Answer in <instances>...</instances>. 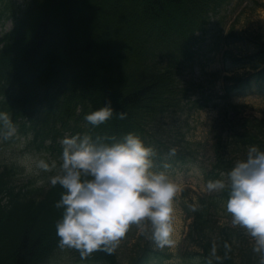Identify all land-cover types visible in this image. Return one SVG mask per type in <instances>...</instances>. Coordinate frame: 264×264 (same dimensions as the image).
<instances>
[{"label": "trees", "instance_id": "trees-1", "mask_svg": "<svg viewBox=\"0 0 264 264\" xmlns=\"http://www.w3.org/2000/svg\"><path fill=\"white\" fill-rule=\"evenodd\" d=\"M116 1L43 0L45 12H53L58 18L56 28L49 30L44 20H41L36 28L21 27L18 20L16 28L8 35L5 48L0 50V110L8 111L14 122H17L23 115L21 110L28 106L31 95L38 90L42 92L36 94L44 96L45 90H55L56 86H59L71 94L80 89L81 96L88 97L95 84H98L96 88L109 97L105 103L110 99L118 112L128 110L129 113L123 119L114 114L110 120L96 125L97 134L102 137H120L127 131L140 128V114H154L157 105L167 95H172L170 91L160 87L168 82L167 73L157 67L166 57L161 39L171 33L187 37V29L201 28L206 18L205 13L223 8L224 0H154L157 7H162L154 18L139 16L131 11L123 14L119 23L127 34L120 42L113 44V52L98 43L93 44L94 46L92 43H80L85 26L77 20L81 10L91 7L93 14L99 15L105 10L110 13ZM121 1L126 4L131 2ZM166 9L171 10L170 15L166 13ZM202 12L203 20L194 24L193 19H200ZM161 16L164 19L158 20ZM173 25L175 27L172 29ZM170 28L172 30L166 31ZM162 31L163 33H159ZM179 40L182 43L174 45L172 55L177 54L178 60L182 62L193 60L196 39L191 42L186 38ZM74 46L80 53L78 62L73 60L70 54V48ZM143 52H146L147 58L150 59L147 68L139 66ZM260 59L264 61V55ZM87 65H93L102 73L103 79L99 80L101 83L92 82L87 72L92 71V68L86 69ZM111 81L114 82V85L111 84L112 91L107 88ZM23 87L27 91L26 94L22 91ZM173 87L176 88V84ZM263 127L264 122L258 123L259 133L255 136L244 134L237 137L235 142H222V149L226 151L224 160L229 155L237 154L240 159H244L251 144L264 149ZM91 135L96 137V133ZM14 174V170L10 168L0 174V264H35L51 253L54 254L53 249L60 246L56 222L62 217V209L56 207V201L60 199L64 189L62 186H55L43 201L35 203L31 196L40 190L31 186L14 187ZM228 195L227 192L223 193L222 199L225 200ZM209 205L201 202L199 209L195 210L197 219L194 237L198 244L203 242V263H253V257L246 256L243 250L237 247L239 243L236 242V234L233 232L222 230L214 243L208 240ZM133 248L137 254L136 261L147 259V262H151L153 257L154 264L161 261L149 242H145L142 247ZM103 251L106 249L94 250ZM93 258L95 264H116L114 260L119 259L116 253L112 256Z\"/></svg>", "mask_w": 264, "mask_h": 264}, {"label": "clouds", "instance_id": "clouds-1", "mask_svg": "<svg viewBox=\"0 0 264 264\" xmlns=\"http://www.w3.org/2000/svg\"><path fill=\"white\" fill-rule=\"evenodd\" d=\"M114 114L120 119L127 115L118 112L109 99L84 119L100 125ZM15 131L12 115L0 110V134L10 136ZM61 143L60 171L50 178L64 189L56 201V207L62 209L56 222L61 247L79 249L82 256L101 248L112 252L133 225L160 247L176 243L173 234L180 185L168 172L156 170L152 146L135 132L119 139L78 132L66 135ZM55 164L38 161L46 170ZM222 175L227 181L208 180L206 189H229L226 211L232 223L255 239V251L264 250V149L249 145L246 158Z\"/></svg>", "mask_w": 264, "mask_h": 264}, {"label": "rangeland", "instance_id": "rangeland-1", "mask_svg": "<svg viewBox=\"0 0 264 264\" xmlns=\"http://www.w3.org/2000/svg\"><path fill=\"white\" fill-rule=\"evenodd\" d=\"M257 3H254V0H246L242 4L238 3L236 4V0H232L230 6V11L233 16H236L240 12V16L234 21V29L236 31H242V30H255L261 28V22L264 21V0H257ZM116 5L114 7H111L110 13H106V10L101 14H93V8L87 7L83 8L81 10V13L78 14L77 20L81 21L84 26L82 40H80V43H98L101 46L104 45L105 48L108 49L109 52H113V44L120 42L124 37H126V31L124 29H121V24L119 21L122 20L123 14L129 12L130 5L124 3L121 0H117ZM241 4V5H240ZM112 11V12H111ZM230 14V13H229ZM8 26V23H7ZM93 28V29H92ZM92 29V30H91ZM95 30V33L93 34V31ZM78 31V29H77ZM137 37V35H135ZM94 46V45H93ZM232 52L234 54H237L239 56H242L246 53L252 52V49L249 47H243L241 45L233 46ZM242 54V55H240ZM71 56H74L73 54ZM218 63L216 61H212L206 68L207 70H215L218 68ZM248 69H238L233 72V74H243L247 72ZM255 91L258 94H253L250 96H236L232 98L233 102L240 103L245 102L244 104H247L248 106H252L257 109H263L264 108V88H256L253 87L252 91ZM253 91V92H254ZM215 118V111L207 108L206 110L200 111L196 113L194 117V122L192 124H195V128L193 129V139L194 141H202L204 139V134L208 129V126L212 123L213 119ZM192 120V119H191ZM200 139V140H199ZM23 156L22 160H19V162L25 166L28 170L38 171V157L35 156ZM154 166L157 170V165L154 161ZM169 173V175L176 180V182L181 186H187L188 184L193 187V189L196 191L197 194H199L201 191L203 192L204 186L200 177V174L194 170L189 169L186 172H175L174 174H171L169 170H164ZM184 190H192L188 187H184ZM194 191V192H195ZM193 193V191H191ZM194 194V193H193ZM187 199V198H186ZM181 199H176V213H175V232L173 234L174 239L176 240V243L178 242L179 238L181 237L183 230L185 228L184 223V215L181 212ZM232 226L234 225L232 222H229ZM138 233V232H137ZM255 242V241H253ZM165 245V247L168 248V251H173L176 245ZM258 264H264V256L263 258L258 262Z\"/></svg>", "mask_w": 264, "mask_h": 264}, {"label": "bare ground", "instance_id": "bare-ground-1", "mask_svg": "<svg viewBox=\"0 0 264 264\" xmlns=\"http://www.w3.org/2000/svg\"><path fill=\"white\" fill-rule=\"evenodd\" d=\"M131 9V8H130ZM131 11V10H130Z\"/></svg>", "mask_w": 264, "mask_h": 264}]
</instances>
